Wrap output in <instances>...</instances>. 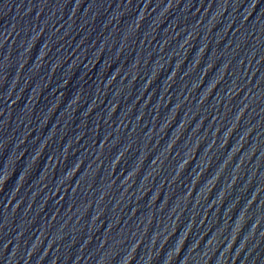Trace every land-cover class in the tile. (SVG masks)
I'll list each match as a JSON object with an SVG mask.
<instances>
[{
	"label": "water",
	"instance_id": "95a60500",
	"mask_svg": "<svg viewBox=\"0 0 264 264\" xmlns=\"http://www.w3.org/2000/svg\"><path fill=\"white\" fill-rule=\"evenodd\" d=\"M116 264H264V140Z\"/></svg>",
	"mask_w": 264,
	"mask_h": 264
}]
</instances>
